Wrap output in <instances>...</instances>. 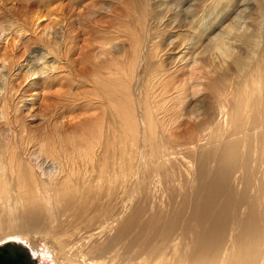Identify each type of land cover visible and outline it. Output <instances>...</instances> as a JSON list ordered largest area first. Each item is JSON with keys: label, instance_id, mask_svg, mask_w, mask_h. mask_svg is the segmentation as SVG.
<instances>
[{"label": "bare ground", "instance_id": "6f19581e", "mask_svg": "<svg viewBox=\"0 0 264 264\" xmlns=\"http://www.w3.org/2000/svg\"><path fill=\"white\" fill-rule=\"evenodd\" d=\"M115 1L86 45L70 21L12 64L47 77L61 51L70 75L79 54L40 133L1 60L0 242L51 264H264V0Z\"/></svg>", "mask_w": 264, "mask_h": 264}, {"label": "rangeland", "instance_id": "374dc122", "mask_svg": "<svg viewBox=\"0 0 264 264\" xmlns=\"http://www.w3.org/2000/svg\"><path fill=\"white\" fill-rule=\"evenodd\" d=\"M91 1L92 0H0V63L3 57L10 54V57L6 61L10 74L13 73L9 78L14 87V90H11L12 95L10 99L17 101L23 93L24 97H26L23 100L29 101L32 98L29 95L33 94V92L36 93V98L33 100L32 104L26 102V107H31L32 113L35 114V119L28 117V119L25 120L33 125V127L36 125L38 132H41L40 122L44 119L42 115H46V106L54 109L55 106L60 105L63 102L61 94L70 89V79L78 78L76 70L80 67V62L79 60L77 61L79 54H77L76 51L72 52L71 58L75 61V69L70 71V75L66 74L67 67L64 66V59H68V56L65 58L64 53L61 51L58 55V58H61L59 61L60 64L58 65L59 68L49 73L47 77L31 80L34 78V76H32L25 80L23 75H16V67L13 68L12 64L22 62L29 51L38 46L44 38L42 33L47 32L45 28H48V30L51 29L49 32H53L52 29L60 27L62 28V32L65 33L67 29L66 24L71 21V27L72 29L74 28L73 31L75 33L81 32V35L79 34L75 40V50L82 46L83 43L86 45L88 40H85L84 37L92 39L93 36L96 35L94 33L96 28L104 27L108 23L111 24V21L120 14V10L116 11L117 4L115 0H96L99 1V3L94 7H90L89 16L86 14L85 17L84 14L86 12L83 10V7L88 3L91 6ZM103 2L108 3L106 11L98 9V7L103 6L101 5ZM80 25L83 28L86 26L90 33L87 34L84 32L82 34L83 31L79 29ZM51 75L52 77H50ZM32 81H37V83L29 87L28 85ZM78 87L82 91L87 90V87ZM75 89L77 88L75 87ZM21 104L22 103H19V105ZM71 110L72 111L65 110V112L63 111L62 113L64 117H61V119L65 122L63 125L64 131H70V124L77 121L80 116L78 109ZM28 151L26 156L28 155L27 157L33 165L42 164L43 167L49 168L48 166H50L51 161L48 158L46 159L42 155H39L36 150L34 151L33 147H30ZM112 221L113 218L108 221L110 226L112 225ZM63 225L70 231L73 228L72 226L66 227L67 224L65 223ZM64 227L62 226L63 229H65ZM83 232L84 230L80 231L79 229H77L76 232H72L75 234L73 237L77 239L76 244H79V241L86 240L84 239ZM94 232H98V230ZM37 242L39 245L38 250L42 253L43 244L40 239L37 240ZM47 258H49V261ZM36 259L39 263L51 264V259L48 256L39 254Z\"/></svg>", "mask_w": 264, "mask_h": 264}, {"label": "water", "instance_id": "95a60500", "mask_svg": "<svg viewBox=\"0 0 264 264\" xmlns=\"http://www.w3.org/2000/svg\"><path fill=\"white\" fill-rule=\"evenodd\" d=\"M0 264H45L39 263L26 246L15 240L0 242Z\"/></svg>", "mask_w": 264, "mask_h": 264}]
</instances>
